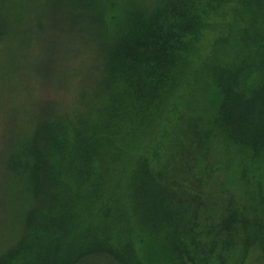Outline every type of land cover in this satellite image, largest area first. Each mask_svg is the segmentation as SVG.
<instances>
[{"label":"trees","instance_id":"1","mask_svg":"<svg viewBox=\"0 0 264 264\" xmlns=\"http://www.w3.org/2000/svg\"><path fill=\"white\" fill-rule=\"evenodd\" d=\"M46 2L93 64L5 137L0 264H264V0Z\"/></svg>","mask_w":264,"mask_h":264},{"label":"rangeland","instance_id":"2","mask_svg":"<svg viewBox=\"0 0 264 264\" xmlns=\"http://www.w3.org/2000/svg\"><path fill=\"white\" fill-rule=\"evenodd\" d=\"M12 4L15 9L31 6L25 0H13ZM50 5L44 0L39 6L45 15L50 14L45 22L46 33L0 42V161L4 156L5 137L9 138L15 131L16 121L29 120L40 105L64 110L74 102L79 87L86 81L82 79L88 73L84 66L93 64L88 53H81L77 38H59L57 31L51 34L50 25L57 12L53 9L55 4ZM28 20L31 21L28 28L35 32L36 18L32 16ZM217 30L218 26L210 33ZM50 34L55 39L49 38ZM50 48L55 49L53 55L47 52Z\"/></svg>","mask_w":264,"mask_h":264}]
</instances>
